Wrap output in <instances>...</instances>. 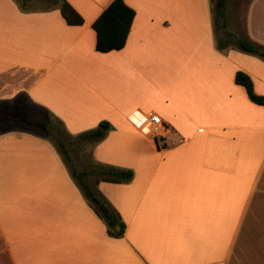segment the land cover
Listing matches in <instances>:
<instances>
[{"label": "crops", "instance_id": "1", "mask_svg": "<svg viewBox=\"0 0 264 264\" xmlns=\"http://www.w3.org/2000/svg\"><path fill=\"white\" fill-rule=\"evenodd\" d=\"M63 1L0 0V116L39 121L0 119V264H264V107L235 81L247 73L264 96V58L238 46H264V0L236 47L217 43L212 0H124L136 15L108 53L93 24L114 0H66L82 25ZM153 112L166 148L136 126ZM103 121L102 141L81 138ZM55 122L94 143L95 166L133 171L88 183L126 223L121 238L50 140Z\"/></svg>", "mask_w": 264, "mask_h": 264}, {"label": "trees", "instance_id": "2", "mask_svg": "<svg viewBox=\"0 0 264 264\" xmlns=\"http://www.w3.org/2000/svg\"><path fill=\"white\" fill-rule=\"evenodd\" d=\"M218 10L221 12L224 7V0H219ZM61 12L69 25H82L84 20L82 16L66 1L61 5ZM135 10L128 6L124 0H114L94 22L93 29L97 35L96 49L101 53L122 50L127 43L129 33L135 18ZM238 46L245 52L258 55L264 58V46L252 44L247 41H239ZM237 84L243 86L250 100L264 107V96L255 91L252 78L245 72L238 71L235 76ZM1 120L8 119L13 122H20L32 127L33 123L39 122L35 117H26L25 115L8 114L1 115ZM33 125V126H31ZM48 126V125H46ZM113 127L107 121L100 123L95 130L87 132L81 138L92 142L102 141ZM92 175L97 177L96 184L100 181L112 183H125L133 179L134 173L130 169H120L113 166L97 165L82 176ZM85 197L91 203L95 212L104 221L107 226L109 236L121 238L126 230V223L122 220L120 214L111 206L105 197H103L96 188H92L86 181L80 183Z\"/></svg>", "mask_w": 264, "mask_h": 264}, {"label": "rangeland", "instance_id": "3", "mask_svg": "<svg viewBox=\"0 0 264 264\" xmlns=\"http://www.w3.org/2000/svg\"><path fill=\"white\" fill-rule=\"evenodd\" d=\"M251 0H224V7L218 10L219 0H212L215 37L222 47H236L238 39L245 38L244 16ZM51 130H46L50 140L57 147L69 169L79 183L86 181L95 186L99 179L93 176L83 177L82 174L95 167L93 158L94 143L73 137L55 122ZM2 128V127H0Z\"/></svg>", "mask_w": 264, "mask_h": 264}, {"label": "built area", "instance_id": "4", "mask_svg": "<svg viewBox=\"0 0 264 264\" xmlns=\"http://www.w3.org/2000/svg\"><path fill=\"white\" fill-rule=\"evenodd\" d=\"M135 122L141 134L153 138L160 148H166V138L171 133V127L160 115L154 112L142 114L141 120Z\"/></svg>", "mask_w": 264, "mask_h": 264}]
</instances>
